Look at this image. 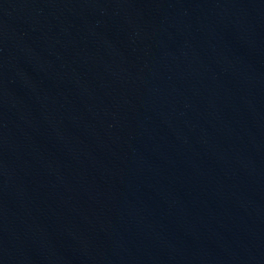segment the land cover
I'll return each instance as SVG.
<instances>
[{
	"label": "water",
	"instance_id": "95a60500",
	"mask_svg": "<svg viewBox=\"0 0 264 264\" xmlns=\"http://www.w3.org/2000/svg\"><path fill=\"white\" fill-rule=\"evenodd\" d=\"M0 264H264V0H0Z\"/></svg>",
	"mask_w": 264,
	"mask_h": 264
}]
</instances>
